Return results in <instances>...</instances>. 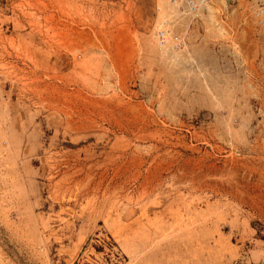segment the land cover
Returning a JSON list of instances; mask_svg holds the SVG:
<instances>
[{
    "label": "rangeland",
    "instance_id": "374dc122",
    "mask_svg": "<svg viewBox=\"0 0 264 264\" xmlns=\"http://www.w3.org/2000/svg\"><path fill=\"white\" fill-rule=\"evenodd\" d=\"M253 13L0 0V264H264Z\"/></svg>",
    "mask_w": 264,
    "mask_h": 264
},
{
    "label": "built area",
    "instance_id": "2783aa9c",
    "mask_svg": "<svg viewBox=\"0 0 264 264\" xmlns=\"http://www.w3.org/2000/svg\"><path fill=\"white\" fill-rule=\"evenodd\" d=\"M172 5L183 9L190 15L196 14L207 3V0H170ZM253 14L256 18H260L264 24V0H252ZM155 37L160 45L167 44L169 37L164 31H157Z\"/></svg>",
    "mask_w": 264,
    "mask_h": 264
},
{
    "label": "crops",
    "instance_id": "0c3cea01",
    "mask_svg": "<svg viewBox=\"0 0 264 264\" xmlns=\"http://www.w3.org/2000/svg\"><path fill=\"white\" fill-rule=\"evenodd\" d=\"M262 33V32H261ZM263 35V38H264V30H263V33H262ZM256 53H257V51H256ZM255 64V65H254ZM256 67H257V69H258V71H260L261 72V74H262V81H263V87H264V67H261V66H259L256 62H254L253 61V63H250L249 62V70H250V72L253 74V77H255V78H257V79H259V76H258V72H257V70H256ZM263 71V72H262ZM262 100H263V102H264V93L262 94Z\"/></svg>",
    "mask_w": 264,
    "mask_h": 264
},
{
    "label": "bare ground",
    "instance_id": "6f19581e",
    "mask_svg": "<svg viewBox=\"0 0 264 264\" xmlns=\"http://www.w3.org/2000/svg\"><path fill=\"white\" fill-rule=\"evenodd\" d=\"M162 2V1H161Z\"/></svg>",
    "mask_w": 264,
    "mask_h": 264
}]
</instances>
